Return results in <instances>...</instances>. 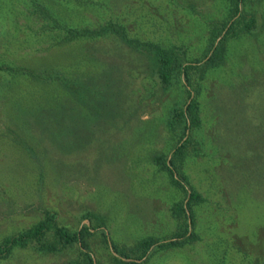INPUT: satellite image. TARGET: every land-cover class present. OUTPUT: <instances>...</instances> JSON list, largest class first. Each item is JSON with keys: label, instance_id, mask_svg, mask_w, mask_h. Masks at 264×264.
Masks as SVG:
<instances>
[{"label": "rangeland", "instance_id": "374dc122", "mask_svg": "<svg viewBox=\"0 0 264 264\" xmlns=\"http://www.w3.org/2000/svg\"><path fill=\"white\" fill-rule=\"evenodd\" d=\"M227 7L0 0V240L44 210L69 228L101 218L109 242L122 246L172 236L181 218L169 206L185 195L153 158L168 157L178 142L180 129L167 118L186 98L182 85L160 83L154 59L120 34L67 39L64 29L110 20L127 38L181 46L193 60ZM243 7L256 24L224 42L221 63L195 93L199 124L183 136L178 167L203 196L190 208L195 237L138 264H264V0ZM87 241L94 264H116L98 232ZM77 253L76 243L48 252L15 247L0 264H69Z\"/></svg>", "mask_w": 264, "mask_h": 264}, {"label": "trees", "instance_id": "16d2710c", "mask_svg": "<svg viewBox=\"0 0 264 264\" xmlns=\"http://www.w3.org/2000/svg\"><path fill=\"white\" fill-rule=\"evenodd\" d=\"M225 1L228 6L226 18L210 25L207 46L201 54L202 56L193 60L185 58V50L181 46L164 47L151 41L127 38L122 32L121 26L110 20L97 27L68 26L64 29V38L67 39L81 36L92 37L107 32L120 34L123 39L140 52L148 54L154 59L156 77L160 83L169 85L179 82L182 85L186 98L182 104L173 105L167 118L169 128L178 125L180 129L178 142L173 146L168 157L156 154L153 158L159 167L168 172L170 181L179 186L185 195L183 200H175L169 206L171 214L181 218L172 236L158 240L156 237L146 235L138 238L131 245L122 246L114 243V241L109 242L101 218L95 223H82L76 228H69L66 225L56 223L54 212L44 210L41 218L17 232L1 238L0 257L8 256L15 247L31 246L36 251L48 252L60 250L76 243L78 253L69 264H94L87 237L98 232L102 241L106 244L109 243L116 253L112 256L114 263L138 264L135 258L144 259L157 248L194 239L195 233L190 230V226L194 222L190 208L191 204L202 201L203 196L189 184L185 173L178 167V163L184 157L185 145L189 141L188 137H183L185 131L199 124L198 102L195 93L199 81L207 69L221 63L224 57L226 39L250 31L256 24L254 13L243 7L246 0Z\"/></svg>", "mask_w": 264, "mask_h": 264}]
</instances>
